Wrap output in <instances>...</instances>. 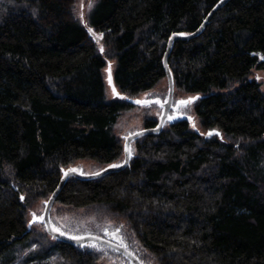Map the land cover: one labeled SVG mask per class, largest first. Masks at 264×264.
<instances>
[{"label":"trees","instance_id":"16d2710c","mask_svg":"<svg viewBox=\"0 0 264 264\" xmlns=\"http://www.w3.org/2000/svg\"><path fill=\"white\" fill-rule=\"evenodd\" d=\"M220 1L92 0L82 17L78 0H0V264H100L92 250L29 229V211L77 162L101 170L124 163L120 119L168 81L169 39L197 31ZM257 53L264 0H228L197 35L175 40L168 57L174 97L201 95L200 126L220 134L207 137L186 119L164 124L131 142L126 168L69 177L54 203L126 222L146 252L129 249L142 264H264ZM159 122L143 118L144 128Z\"/></svg>","mask_w":264,"mask_h":264},{"label":"rangeland","instance_id":"374dc122","mask_svg":"<svg viewBox=\"0 0 264 264\" xmlns=\"http://www.w3.org/2000/svg\"><path fill=\"white\" fill-rule=\"evenodd\" d=\"M91 1L92 0H78L77 8L79 15L84 17L86 8ZM115 65V61H109L107 67L105 68L107 94L109 98L112 99L118 96L117 87L115 86L114 81ZM253 77L262 84L264 89V71L255 70ZM200 96L201 95L199 94L181 95L177 92L174 97L169 116L165 121V125L177 120L186 119L190 122L193 129L206 136L207 131L200 126L199 119L194 112V104ZM136 99L137 101H147L148 103H137V106L132 113L125 114L120 119L117 126V132L124 141H126L129 135L145 129L143 124L144 116L151 115L159 121L161 120L169 99L168 81H165L157 89L142 94ZM189 100H191V102L186 105H182L180 103L181 101ZM157 101H159V103ZM242 144L243 142L239 141L238 149H242ZM134 147L135 145L133 142V151H135ZM121 163L122 160L115 163V165H119ZM101 169L102 168H99L93 161L82 160L66 168L65 171L75 170L81 174H93L97 173ZM47 203V200L40 201L30 209L28 224L29 229H41L46 231L44 215ZM33 213H35V217L33 216ZM50 216L53 229L69 238L79 240L78 238L84 239L87 237H96L120 246H125L133 252H137V254L142 257H144V253H146L142 251L138 241L135 240L132 233H130L131 231L129 230L126 222L120 219H115L101 210L71 208L59 203H54ZM92 245H95V247ZM78 246L85 250H92L96 252L100 256V264H135L122 252L97 241H88L78 244ZM145 261L146 264L154 263L150 258L145 259Z\"/></svg>","mask_w":264,"mask_h":264},{"label":"water","instance_id":"95a60500","mask_svg":"<svg viewBox=\"0 0 264 264\" xmlns=\"http://www.w3.org/2000/svg\"><path fill=\"white\" fill-rule=\"evenodd\" d=\"M228 0H221L215 7L214 9L211 11V13L209 14V16L206 18V20L203 22V24L199 27V29L191 34H187V35H184V34H179V33H176L174 34L170 39H169V43H168V48H167V52H166V56H165V67H166V70H167V74H168V82H169V99H168V102H167V105H166V109L163 113V116L159 122V124L156 126V127H153V128H145L141 131H138V132H135L131 135H129L125 141V161L122 165H118V166H115V167H107L97 173H93V174H81L77 171H67L57 189L54 191V193L52 194V196L50 197L48 203H47V206H46V210H45V215H44V218H45V226H46V229L48 231V233L56 238H58L59 240H62V241H66V242H70V243H73V244H82V243H85V242H88V241H97V242H100L102 244H105V245H108L120 252H122L123 254H125L127 257H129L135 264H142V262L139 260V258L134 254L132 253L129 249H127V247L125 246H120V245H117V244H114V243H111L109 241H106V240H103V239H99V238H96V237H87V238H84V239H79V240H76V239H72V238H69L67 236H64L58 232H56L53 227H52V224H51V209H52V206L55 202V199L59 193V191L62 189L65 181L69 178V177H72V176H75V177H79V178H96V177H100V176H103L109 172H112V171H119V170H122L124 168H126V166H128L130 160H131V153L129 154V151H127V149H130L131 150V142L133 140H135L136 138L146 134V133H154V132H159L160 130L163 129L164 127V124H165V121L167 119V117L169 116V112L172 108V105H173V100H174V80H173V76H172V73H171V70H170V67H169V64H168V57H169V54H170V51L172 49V46H173V43L175 40L177 39H182V38H190V37H193L195 35H197L202 29L203 27L205 26V24L208 22L209 18L211 17V15L218 9L220 8L221 6H223ZM91 33L93 35L96 36L95 32H93L91 30ZM96 40L97 41H100V37L96 36ZM257 55L259 56V59L260 61H264V55L262 53H257ZM216 134H220L218 130H215V129H211L207 132V137H211V136H214Z\"/></svg>","mask_w":264,"mask_h":264},{"label":"snow or ice","instance_id":"6c2138e0","mask_svg":"<svg viewBox=\"0 0 264 264\" xmlns=\"http://www.w3.org/2000/svg\"><path fill=\"white\" fill-rule=\"evenodd\" d=\"M101 51H103V49H101ZM115 91V90H114ZM194 99V98H193ZM158 103H159V101H157ZM191 102V100H189V101H181L180 103L182 104V105H186V104H188V103H190ZM136 103H138V104H140V103H148L147 101H136ZM127 151H129V154L131 153V150L130 149H127ZM116 165H111L110 167H115ZM73 171H75V170H73ZM33 216L35 217V213H33ZM78 239H82V238H78ZM93 247H95V245H92Z\"/></svg>","mask_w":264,"mask_h":264}]
</instances>
